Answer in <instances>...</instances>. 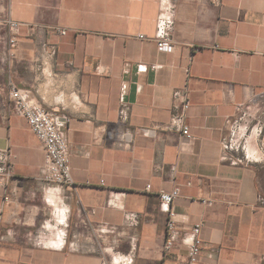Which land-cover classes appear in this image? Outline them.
Returning a JSON list of instances; mask_svg holds the SVG:
<instances>
[{"label": "crops", "instance_id": "1", "mask_svg": "<svg viewBox=\"0 0 264 264\" xmlns=\"http://www.w3.org/2000/svg\"><path fill=\"white\" fill-rule=\"evenodd\" d=\"M177 3L175 46L160 51L159 0H0V19L19 23L13 58L4 56L8 30L0 26V150L12 163L11 178H0V264L125 255L129 264H185L188 228L198 222V264H264L257 170L226 143L232 122L264 98V0ZM10 83L58 117L71 185L45 193V152L12 110ZM185 87L189 142L168 126L180 112L174 92ZM175 187L177 227L166 252L158 195ZM44 223L59 234L55 245L27 239Z\"/></svg>", "mask_w": 264, "mask_h": 264}, {"label": "built area", "instance_id": "2", "mask_svg": "<svg viewBox=\"0 0 264 264\" xmlns=\"http://www.w3.org/2000/svg\"><path fill=\"white\" fill-rule=\"evenodd\" d=\"M223 0H210V3L216 7H220ZM177 0H159V12L156 18V27L154 40L156 46L160 51H169L174 48L175 44L172 38L175 14L177 9ZM0 26L7 27V49L4 56L13 58L15 56V47L17 44V30L19 23L9 18L0 19ZM65 34L64 30L60 31ZM143 38V35H139ZM174 100L180 104V112L173 115L168 123L169 127H176L181 133L184 141L189 142L193 139L190 133L189 126L184 124L186 112L190 107V99L188 89L185 87L181 91L174 92ZM8 98L12 110L22 116L30 130L40 141L42 148L45 152V161L42 168V178L50 186L45 189L46 194L51 193V186H69L73 183L70 165H69V146L68 142L59 129L60 122L54 113L46 109L41 103L35 99L29 98L21 89L14 84H9ZM119 117L122 120L127 118L126 107L119 110ZM142 133L152 135L154 128H143ZM12 176V163L11 154L9 149L0 150V178L3 182L9 180ZM149 188V185H147ZM179 195V188L175 187L169 192L160 191L159 200L161 208L167 214L166 219V242L164 244V251H169L174 245V233L176 231L175 212L171 209V204L174 199ZM8 200L7 197L4 198ZM46 200H48L46 198ZM262 201L263 199L260 198ZM202 202H205L204 200ZM206 204H211L206 201ZM129 220L135 219L134 214L128 216ZM63 223L62 221L60 224ZM202 223L198 222L188 228L189 240L187 243L186 263L185 264H198L202 249L203 242L200 237ZM42 229L27 234V239L34 245L50 244L55 245L60 236L58 233H52L54 228L49 227L47 223L41 227ZM101 232L113 233L115 230L101 228ZM128 255L119 256L116 259H109L106 256L102 258V264H129Z\"/></svg>", "mask_w": 264, "mask_h": 264}, {"label": "rangeland", "instance_id": "3", "mask_svg": "<svg viewBox=\"0 0 264 264\" xmlns=\"http://www.w3.org/2000/svg\"><path fill=\"white\" fill-rule=\"evenodd\" d=\"M226 143L232 153L256 168L264 200V98L244 109L232 122ZM52 200L58 204L53 196Z\"/></svg>", "mask_w": 264, "mask_h": 264}, {"label": "bare ground", "instance_id": "4", "mask_svg": "<svg viewBox=\"0 0 264 264\" xmlns=\"http://www.w3.org/2000/svg\"><path fill=\"white\" fill-rule=\"evenodd\" d=\"M253 154V153H252ZM56 204V203H55ZM56 206V205H55ZM58 207V206H57ZM57 245V244H56Z\"/></svg>", "mask_w": 264, "mask_h": 264}]
</instances>
